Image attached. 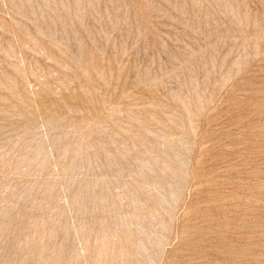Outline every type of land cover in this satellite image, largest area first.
<instances>
[{"label": "rangeland", "instance_id": "rangeland-1", "mask_svg": "<svg viewBox=\"0 0 264 264\" xmlns=\"http://www.w3.org/2000/svg\"><path fill=\"white\" fill-rule=\"evenodd\" d=\"M0 264H264V0H0Z\"/></svg>", "mask_w": 264, "mask_h": 264}]
</instances>
